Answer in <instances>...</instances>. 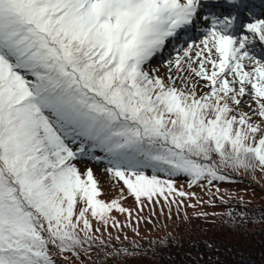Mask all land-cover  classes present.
<instances>
[{
    "label": "snow or ice",
    "instance_id": "1",
    "mask_svg": "<svg viewBox=\"0 0 264 264\" xmlns=\"http://www.w3.org/2000/svg\"><path fill=\"white\" fill-rule=\"evenodd\" d=\"M224 169L264 172V0H0V264L91 259L120 201Z\"/></svg>",
    "mask_w": 264,
    "mask_h": 264
},
{
    "label": "trees",
    "instance_id": "2",
    "mask_svg": "<svg viewBox=\"0 0 264 264\" xmlns=\"http://www.w3.org/2000/svg\"><path fill=\"white\" fill-rule=\"evenodd\" d=\"M255 172L259 170L224 169L226 180L196 185L243 184L264 196V186L252 177ZM176 181L187 182L183 177L175 178ZM208 198L207 205H198L196 209L202 212L207 208L209 212L202 215L198 211L187 222L170 223L164 235L141 243L139 257L129 254L131 249L127 246L133 244L130 240L103 244L107 245L106 252L111 253L107 258L121 260V263L107 260L106 264H264V201L243 202L239 196L221 197L210 192ZM110 245L117 249H111ZM120 245L124 253L118 249ZM57 259L60 260L59 256Z\"/></svg>",
    "mask_w": 264,
    "mask_h": 264
},
{
    "label": "rangeland",
    "instance_id": "3",
    "mask_svg": "<svg viewBox=\"0 0 264 264\" xmlns=\"http://www.w3.org/2000/svg\"><path fill=\"white\" fill-rule=\"evenodd\" d=\"M175 55L176 52L173 51V45L170 43L163 50L162 54H158L151 61L150 67L159 68L161 75H167V69L164 66V62ZM78 166L81 170H84L86 167L93 168L100 180V187L102 189L101 199L105 200V202H110L112 199H118V188L113 187L108 178L103 175V162L97 164L96 162L83 161L79 162ZM238 172H241V170ZM252 177L257 181H260L259 184L261 186H264V172L259 170L258 173H253ZM175 186L178 190L187 193L183 198L175 197L176 203L170 202L172 197L169 198L168 203H165L162 198L158 204H148L147 201H145V206L141 211L140 207L134 203L133 199L128 198L127 200L120 202L123 207L129 209L131 216H129L128 213H119L115 210L110 213L111 216L115 217L119 227H113L111 222L105 227L102 224L93 221V228H100V231H93L92 233L94 237H96L95 244L98 245V247H94L93 251L89 254L91 259H89V256L81 254L79 260H77L75 257H71L70 253L67 254L71 257L70 264H81V261L83 264H93V262H97V264H106L107 260L113 263H121L120 259H109L103 255V252H106L109 242H112L111 244H119L121 240L124 241V243L125 240H130L133 244L127 246L131 249L129 254L134 257H139L142 252L140 247L143 245L141 244L143 241L153 240L155 237L164 235V230L169 229L170 223H175L177 221L187 222L190 215L200 211L199 209H196L198 205H207L209 203L208 192L219 194L221 197L239 196L243 202L249 200H254L256 202L264 201V196L260 192L254 191L243 184L215 186L202 183L194 185V187H189L187 182L176 181ZM216 211L219 212V209ZM207 212H209V209L203 208L200 214ZM213 212L216 213L215 211ZM101 240L103 241V244L107 245H99V241ZM115 247L117 249V246L110 245L111 249ZM101 248H103V252L100 251ZM123 248L124 247L121 245L118 247L121 251ZM122 252L124 253V251ZM97 253H100V255L98 256ZM59 258L63 261V256H59Z\"/></svg>",
    "mask_w": 264,
    "mask_h": 264
},
{
    "label": "bare ground",
    "instance_id": "4",
    "mask_svg": "<svg viewBox=\"0 0 264 264\" xmlns=\"http://www.w3.org/2000/svg\"><path fill=\"white\" fill-rule=\"evenodd\" d=\"M194 35H195V34H194ZM194 35H191V36H193V38H197L196 35H195V36H194Z\"/></svg>",
    "mask_w": 264,
    "mask_h": 264
}]
</instances>
